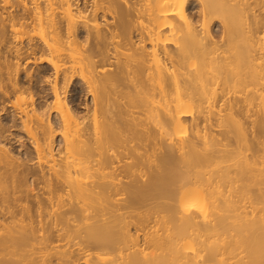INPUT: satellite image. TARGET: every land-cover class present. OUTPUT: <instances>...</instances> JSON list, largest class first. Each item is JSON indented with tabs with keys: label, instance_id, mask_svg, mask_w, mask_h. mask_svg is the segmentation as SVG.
I'll use <instances>...</instances> for the list:
<instances>
[{
	"label": "bare ground",
	"instance_id": "bare-ground-1",
	"mask_svg": "<svg viewBox=\"0 0 264 264\" xmlns=\"http://www.w3.org/2000/svg\"><path fill=\"white\" fill-rule=\"evenodd\" d=\"M80 1L0 0V264H264V0Z\"/></svg>",
	"mask_w": 264,
	"mask_h": 264
},
{
	"label": "rangeland",
	"instance_id": "rangeland-1",
	"mask_svg": "<svg viewBox=\"0 0 264 264\" xmlns=\"http://www.w3.org/2000/svg\"><path fill=\"white\" fill-rule=\"evenodd\" d=\"M80 3H82V5L81 6H84V2H83V0H81L80 1ZM190 12H192V13H196L197 12V5L196 4H193L192 5V7H191V9H190ZM110 19V20H109ZM100 21L101 22H103V23H101V24H104L105 22V20H102V19H100ZM106 22H112V20H111V18H108V21L106 20ZM217 29V30H216ZM215 31H218V28H215ZM36 64V63H35ZM29 66V67H28ZM32 68L30 71H33V69H38L39 71H42V73H41V75L43 76H47V77H51V75L53 74V71L51 70V68L49 67V65H47V64H44V63H39V62H37V65H34L33 64V62H30V63H27V65H26V67H24V68ZM35 69V70H36ZM46 72V73H45ZM46 74V75H45ZM45 80V79H44ZM47 81V82H46ZM50 81H52V77H51V79L50 78H48V79H46L45 80V82H43V83H39V84H34V90L32 91V92H35V91H37L38 93H39V97L38 96H35V99H37L38 98V103H40V104H44V102H48L47 104H49V103H52V101H53V94H52V91H51V88H50V86H51V83H50V85H49V82ZM26 85H28V84H26ZM25 85V86H26ZM39 85V86H38ZM49 86V87H48ZM26 87H28V86H26ZM39 87V88H38ZM42 87V88H41ZM77 89L76 90H78V94H80L79 96H80V98H79V100L78 101H76V104H78V111H79V114H80V116H83L84 114H85V105H84V103H85V97L83 96V94H84V87H83V84L81 83V82H79V80H78V82H77ZM41 88V89H40ZM45 88V89H44ZM38 89V90H37ZM40 89V90H39ZM42 91V92H41ZM77 92V91H76ZM82 93V94H81ZM41 94V95H40ZM42 97V98H41ZM41 98V99H40ZM44 98V99H43ZM34 99V100H35ZM46 99V100H45ZM88 99V96L86 97V100ZM42 100V101H41ZM84 102V103H83ZM91 102V99L89 98V103ZM37 103V104H38ZM6 104V103H5ZM2 105V104H1ZM0 105V108L2 109V106ZM9 106H10V104L7 106V104H6V106H4L3 108L5 109V107H6V109L5 110H3V111H1L0 110V113H2V115H5V116H7V117H12L13 116V109H10L9 108ZM9 111V113H7L8 111ZM6 111V112H5ZM13 112V113H12ZM12 113V114H11ZM1 115V114H0ZM1 115V116H2ZM12 115V116H11ZM5 116H3V117H5ZM14 116H15V114H14ZM6 117V118H7ZM50 117H51V115H50ZM47 118V116H45V119ZM53 118L54 119H57V117H55V115H53ZM53 119V120H54ZM18 128H16V129H12V131L14 130V131H19L20 129H18ZM17 132H14V135L12 136V137H15V136H17V138H19V140L21 141V142H23V140H25L24 141V144H25V148H29L30 150L32 149L31 148V146L29 145L30 143H29V140H27L28 138H27V136L25 135V132H23V131H19L18 133ZM18 134V135H17ZM19 135H21V136H19ZM59 140H61V138H58V141ZM13 147H16V148H14V152H15V154H17V151L19 152V151H22V148L21 147H19V143H16V145L15 146H13ZM27 148V149H28ZM28 149V150H29ZM57 149H58V147H57ZM120 165H122L121 163H120Z\"/></svg>",
	"mask_w": 264,
	"mask_h": 264
}]
</instances>
